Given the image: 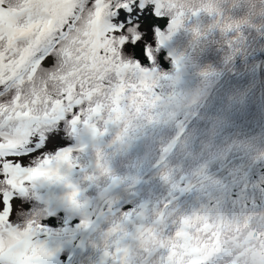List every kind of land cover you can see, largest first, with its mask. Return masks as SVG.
Segmentation results:
<instances>
[{"label": "snow or ice", "instance_id": "snow-or-ice-1", "mask_svg": "<svg viewBox=\"0 0 264 264\" xmlns=\"http://www.w3.org/2000/svg\"><path fill=\"white\" fill-rule=\"evenodd\" d=\"M141 5L139 20L130 19L141 13ZM155 10L154 0H0V264H49L50 232L45 225L40 222L37 228L34 220L17 223V213L28 207L23 201L34 199L31 192L48 188L69 193L65 200L74 205L76 215L81 207L76 197L83 192L79 183L72 182L77 169L89 184L120 183L122 178L112 172L113 158L129 153L142 138L171 123L170 111L179 99L165 98L160 89L162 82L178 77L159 73L155 64L165 59L161 34L178 26V21L169 19L166 28L154 29ZM260 20L264 30V16ZM170 57L179 73L187 57L177 53ZM200 75L210 78V70L203 69ZM62 122L73 133L83 129L82 137L91 141L90 173L79 163L87 143L42 154L34 161L18 158ZM176 142L173 138L162 147L153 164L159 179L173 188L177 186L169 156ZM60 143L58 134L47 141L49 149ZM170 206L171 201L165 202L155 215L139 210L107 222L109 227L119 221L129 233L126 238L137 244L148 241L147 248L140 249L138 264L157 260L158 264H178L169 258L166 238L182 236L186 231L182 224L193 219L204 223L205 231L218 239L220 225L212 223L210 216L199 211L180 215L170 212ZM51 209L49 205L31 212ZM253 239L260 238L254 233ZM62 250L63 246L58 259ZM220 255L213 245L194 253L193 264H214ZM257 259L264 261V251ZM111 264L131 261L117 258Z\"/></svg>", "mask_w": 264, "mask_h": 264}, {"label": "trees", "instance_id": "trees-1", "mask_svg": "<svg viewBox=\"0 0 264 264\" xmlns=\"http://www.w3.org/2000/svg\"><path fill=\"white\" fill-rule=\"evenodd\" d=\"M154 2L160 7L161 16L153 17L158 21L153 24L154 29L163 30L169 19L178 21V26L161 34L169 49H161L165 59L163 63L157 62L155 68L161 74L177 77L170 54L187 57L181 65L183 81L177 78L161 84L162 96L179 99L170 111L171 123L142 138L129 153L113 158L112 172L114 177L122 178L120 183L89 184L77 169L72 179L83 192L76 197L81 205L76 215L70 202H47L35 191L30 195L42 203L34 199L23 201L28 207L17 213V223L34 220L39 228L41 222L50 232L49 241L59 242L58 239L77 235L101 209L68 264H99L102 254L105 264L119 257L121 261L138 264L142 258L140 249H146L148 241L137 244L126 238L129 233L119 226V221L109 227L107 222L139 210L155 215L165 202L171 201L170 212L188 215L199 211L210 216L211 222L220 228L218 239H214L200 220L182 224L187 240L182 236L166 238L164 246H170V259L191 264L195 258L192 248L203 252L214 245L221 253L214 264H264L257 259L258 253L264 251V30L260 20L264 16V0ZM193 11L199 15L193 16ZM203 69L210 70V78L201 77ZM181 95L195 97L188 101L189 98L181 99ZM184 125L169 156L173 183L177 186L173 188L159 179L153 164L160 157L161 148ZM82 130L73 133L62 122L44 136L58 134L62 141L58 148L75 149L77 134ZM79 155L81 167L90 173L94 160L92 145ZM209 178L210 182L205 183ZM192 185L196 187L192 189ZM49 205L51 211L31 212ZM84 206L88 207L87 213H83ZM254 233L260 239H253ZM123 247L122 255L116 256V250ZM68 251L69 246L63 247L61 255ZM152 264H158V260Z\"/></svg>", "mask_w": 264, "mask_h": 264}, {"label": "rangeland", "instance_id": "rangeland-1", "mask_svg": "<svg viewBox=\"0 0 264 264\" xmlns=\"http://www.w3.org/2000/svg\"><path fill=\"white\" fill-rule=\"evenodd\" d=\"M131 19H133V18H131ZM160 39L164 43V40H165L164 37L160 36ZM165 42H166V40H165ZM165 48L167 50L169 49L167 43H166V47ZM179 81L182 82L183 79H181ZM194 97L195 96L190 97L188 95H181L180 96L181 99L189 98L188 101L193 100ZM82 131L78 132V134H77V139H76V142H75V148H78L82 143H87L88 147L90 145H92L90 140H88L85 137H82V135H81ZM48 139H49V136L41 135L39 137V142L36 143L33 147H30V148L26 149L25 151H22L19 154L18 158L23 160L24 162H28L30 157H33L35 159L36 157H39L42 154H49L52 151H58V150H63V149L69 148V147H63V146L58 148L56 146L55 149H49L48 145H47ZM61 144L62 143H60L58 145H61ZM34 156H36V157H34ZM72 182H73V179H72ZM36 191L40 192V195L47 202H51V203H65V204L69 205V202H67L65 200V197H66V195H65L66 192L65 191H59L58 189H48V188H38ZM109 191H110V188L108 189L107 193ZM82 210H83V213H87L88 207L86 209V206H84V209H82ZM83 235H84L83 232H79L77 235H73L67 240L58 239L59 242L49 241L48 244H47L48 252H49V255L51 257V259L49 260V264H66V262L69 261L70 258H69V256L67 258H65L62 255H60V259H58V256L56 254L59 252V248L62 247V246L63 247L69 246V250L70 251L73 250V249H79L81 247V242L83 240ZM250 236L252 237V234ZM124 248L125 247L117 249L116 252H115L116 256H117L118 253H121L124 250ZM105 258L106 257L104 256V254H102L100 256V263L99 264H105L104 263Z\"/></svg>", "mask_w": 264, "mask_h": 264}]
</instances>
